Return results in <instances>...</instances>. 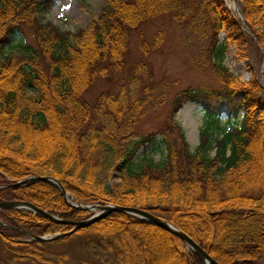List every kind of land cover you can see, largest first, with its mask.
I'll return each mask as SVG.
<instances>
[{
	"label": "trees",
	"instance_id": "obj_1",
	"mask_svg": "<svg viewBox=\"0 0 264 264\" xmlns=\"http://www.w3.org/2000/svg\"><path fill=\"white\" fill-rule=\"evenodd\" d=\"M47 1L0 0V47L20 23L36 25V46L22 42L7 53L0 49V184L49 175L72 202L134 205L171 222L219 264H264V179L258 178L264 172V88L252 75L241 79L222 62L227 40L245 50L244 27L264 57V31L257 26L264 19V0H238L243 21L229 14L224 0H102L89 21L72 31L40 21ZM167 13L194 39L192 63L211 72L220 85L179 89L169 114L176 134H169L170 126L161 130L165 157L136 158V150L155 133L134 128L143 99L132 91L139 64L127 88L121 84L115 93L101 91L92 104L81 96L95 79L120 69L129 28ZM221 29L225 41L218 39ZM163 32L162 26L154 32L152 47ZM184 100L204 108L193 151L173 121ZM229 101H234L231 117L239 110L240 117H227L220 126V106ZM210 125L217 130L211 132ZM208 147L214 149L211 156L205 153ZM0 199L27 200L69 220L90 213L67 203L43 179L2 185ZM0 216L37 235L71 227L18 208L1 207ZM15 231L0 223L2 251L24 264H156L157 251L151 254L147 242L152 237L162 242L157 248L164 244L168 251L163 254L173 257L172 264H202L177 236L118 210L42 242L17 240ZM45 244L56 248L45 249Z\"/></svg>",
	"mask_w": 264,
	"mask_h": 264
},
{
	"label": "rangeland",
	"instance_id": "obj_2",
	"mask_svg": "<svg viewBox=\"0 0 264 264\" xmlns=\"http://www.w3.org/2000/svg\"><path fill=\"white\" fill-rule=\"evenodd\" d=\"M224 2L229 9V14L243 21L239 1L224 0ZM101 4L102 0H48L45 8L39 11L38 14L40 21H48L61 30L72 31L77 27L84 26L89 21L92 13L96 12ZM258 20V29L264 31V19L261 17ZM35 26L33 23H20L18 28L8 32L6 40L0 47L1 52L7 53L15 50L17 44L22 42L36 46ZM161 26L164 30L163 39L156 47H152L153 34ZM244 28L248 35L245 40V50L238 49L232 40H227L222 62L230 71L238 74L241 79H247L252 75L263 86L264 57L261 55V49L256 44L254 36L246 27ZM217 35L220 41H225L223 29ZM193 43L194 39L191 35H188V30L179 25L170 13L148 17L136 27L129 28L125 55L120 69H113L106 77H98L83 91L81 98L92 104L101 91L115 93L121 84L127 88L126 82L134 73L137 64H139L137 83L132 91L134 95L143 99L139 106L141 114L137 118L134 128L137 132L154 131L155 133L150 140L136 150V158L142 154L150 155L155 160H161L165 157V145L161 139V130L170 126L171 132L169 134H176L175 128L170 124L169 114L172 108L173 96L179 89L188 85L217 89L220 85L211 72L197 68L190 60L189 53L192 52L190 46ZM195 98L201 102L199 92ZM199 102L184 100L173 115V121L181 128L190 151L194 150L199 140V130L203 122L204 108ZM233 109L234 101L233 103L229 101L221 104L217 117L218 125H224L227 117L230 121L234 118L239 119L241 111H237L235 116L231 117ZM228 112L231 114H228ZM209 130L214 132L217 129L210 125ZM212 136L213 134L209 135V138H212ZM32 139L37 142V138ZM213 151V147H208L205 153L211 156ZM136 158L133 162L136 161ZM258 178L264 179V172L260 173ZM113 181H115L114 177L107 180L108 183ZM68 195L69 193L67 197ZM93 202L104 203L101 201L89 203ZM95 210L97 208L89 210V215ZM0 222L9 228H15L14 225L6 224L2 216H0ZM196 227L199 229L198 225ZM15 232L13 236L16 239L29 238L19 230ZM125 234L130 235L131 232L127 231ZM141 241L144 240L141 239ZM147 242L151 254H155V251H157L156 264H172L173 257H165L163 254L164 251H168L163 248L164 244L162 247L157 248L160 242L157 237L149 238ZM49 245L52 246L45 244V249L52 250L56 248L54 244ZM182 248L191 250L184 242H182ZM2 250L3 246L0 243V264H10L9 262L12 263L13 260H15L13 264L25 263L17 261L11 253Z\"/></svg>",
	"mask_w": 264,
	"mask_h": 264
},
{
	"label": "water",
	"instance_id": "obj_3",
	"mask_svg": "<svg viewBox=\"0 0 264 264\" xmlns=\"http://www.w3.org/2000/svg\"><path fill=\"white\" fill-rule=\"evenodd\" d=\"M36 179H43V180L51 182L54 186H56L59 189L60 193L62 194V196L64 197V199L67 203L74 205L76 207L85 208L88 210H91L90 206H93V207L97 208V210L93 211L86 218L78 219V220H69V219L60 218L59 216H57L53 213H50V212L46 211L45 209H42V208L32 204L30 201H27V200L0 199V208L1 207H9V208L24 209V210L31 211L34 214L45 216V217H47L53 221H59V222L71 224V227L67 231L55 232L51 235H37V234H32L23 228H16L17 230H19L20 232H23L24 234H26L30 238L41 241V240H48V239L54 238V237L61 235V234H67V233L73 231L75 228L80 227V226H84V225L92 222L93 220H95L99 217H102L103 215L107 214L110 211L118 210V211L127 212L129 214H132L141 220L151 222V223L167 230L171 234L177 236L193 252H195L197 254V256L200 258L202 264H205V263H207V264H219L215 259H213V257H211L207 252H205L183 230L177 228L171 222H168L161 217H158V216L151 214L148 210H146L144 208H140V207H137L134 205L113 204V203H109V202H104V203L93 202V203H88V204H82V203H77V202L73 203L70 200H68V198H67L68 193L63 189V187L60 185L58 180L55 177H52L49 175H44V176L28 175V176H24L22 178H19L17 180H14L11 183L0 184V186L10 185V184L15 185V184H19V183L26 181V180H36Z\"/></svg>",
	"mask_w": 264,
	"mask_h": 264
},
{
	"label": "bare ground",
	"instance_id": "obj_4",
	"mask_svg": "<svg viewBox=\"0 0 264 264\" xmlns=\"http://www.w3.org/2000/svg\"><path fill=\"white\" fill-rule=\"evenodd\" d=\"M239 12V11H238ZM91 207V209H94L95 207H93V206H90ZM18 240V239H17ZM20 240V239H19ZM24 240V239H23ZM37 241V240H36ZM42 242V241H41ZM205 264H207V263H205Z\"/></svg>",
	"mask_w": 264,
	"mask_h": 264
}]
</instances>
